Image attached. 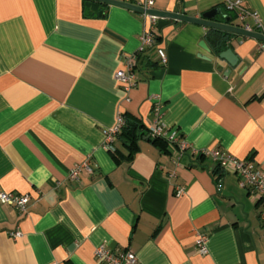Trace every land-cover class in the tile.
<instances>
[{"label":"crops","instance_id":"crops-1","mask_svg":"<svg viewBox=\"0 0 264 264\" xmlns=\"http://www.w3.org/2000/svg\"><path fill=\"white\" fill-rule=\"evenodd\" d=\"M243 5L264 26V0ZM152 9L194 18L219 9L216 20L238 27L224 0ZM149 16L92 0H0V191L31 198L26 215L0 204V264H102L99 245L137 264H264V199L200 157L219 149L264 172L260 40ZM147 31L156 43L141 52ZM227 49L235 66L219 58ZM130 57L137 85L125 93L115 73ZM155 107L190 145L177 162L147 139L131 156L120 139L113 154L102 149L119 112L147 128ZM86 160L92 173L70 179ZM16 230L22 238L10 237Z\"/></svg>","mask_w":264,"mask_h":264},{"label":"built area","instance_id":"built-area-1","mask_svg":"<svg viewBox=\"0 0 264 264\" xmlns=\"http://www.w3.org/2000/svg\"><path fill=\"white\" fill-rule=\"evenodd\" d=\"M244 0H224L225 9L228 12L235 13L238 20V27L247 31L255 32L264 36L263 22L257 12L247 10L244 5ZM154 0H144L142 7L145 10L152 9ZM149 18L154 23L157 17L150 15ZM251 21V23H250ZM141 52L145 47H153L156 43V36L153 31H147L141 36ZM259 52L264 53V41H260ZM156 54L161 64H167V56L163 49L158 48ZM134 57V56H133ZM134 58H127L125 67L115 73V81L121 86L125 93H129L137 85V77L134 73ZM155 102L158 99H154ZM125 124V117L122 113H118L113 126L108 128L104 134L102 149L105 151L114 150V143L117 135ZM148 136L151 138H161L165 140L169 148H172L173 154L177 162L183 154L190 148V145L176 132L170 131L163 123L161 114L158 113V107H155V119L147 126ZM204 158L211 160L215 167H218L222 172L230 171L238 176L239 185L242 188H247L254 192L258 197L264 199V172L258 170L250 161L240 160L236 157L227 155L219 149H207L201 152ZM85 170L89 174L92 173V168L88 160L74 166L69 178L77 180L79 174ZM184 194V188L177 187L175 190L176 196ZM31 198L29 194H20L16 192L0 191V204L15 208L20 214L26 215L29 212ZM13 239L22 238L23 234L20 230L9 233ZM196 249L200 255L208 253L207 238L204 235H197L195 241ZM95 258L102 264H137V256L131 251L119 250L113 251L105 245H99L94 250Z\"/></svg>","mask_w":264,"mask_h":264},{"label":"water","instance_id":"water-1","mask_svg":"<svg viewBox=\"0 0 264 264\" xmlns=\"http://www.w3.org/2000/svg\"><path fill=\"white\" fill-rule=\"evenodd\" d=\"M92 1L120 6V7L126 8L134 12L146 13L148 15H152L157 18L186 22V23H190L194 25L203 26L209 29L224 31V32L231 33V34H236V35H240L243 37H248V38H253L256 40L264 41V36L261 34H258L255 32H247L239 27L230 25L229 24L231 20L230 17L225 18L223 22L216 20V16L222 15L221 10L219 9L210 10L202 14L200 18H194V17L186 16L184 14H180L176 12H164V11H158L155 9L145 10L142 6H135V5L122 2V1H115V0H92ZM219 58L227 61L231 66H235L238 61L237 56L233 53L231 49L222 51L219 54ZM214 169H215V166L212 167V170Z\"/></svg>","mask_w":264,"mask_h":264},{"label":"trees","instance_id":"trees-1","mask_svg":"<svg viewBox=\"0 0 264 264\" xmlns=\"http://www.w3.org/2000/svg\"><path fill=\"white\" fill-rule=\"evenodd\" d=\"M135 67L136 64L134 65V69ZM117 139H120L122 145L128 150L129 156H131L133 153H135L138 150V142L141 139H147L148 141L152 142L157 147H159L161 150L166 149L165 140L157 137L156 138L149 137L148 130L144 125H141L140 123L128 122L126 118L123 128L117 135ZM109 152L113 154L115 152V149ZM200 157L204 158V156L202 155ZM217 171H219V168L215 167V170L213 172H217Z\"/></svg>","mask_w":264,"mask_h":264}]
</instances>
